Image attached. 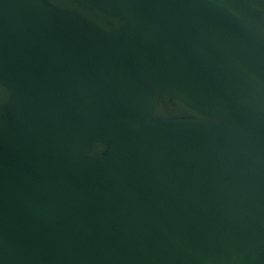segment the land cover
<instances>
[{
  "label": "water",
  "instance_id": "obj_1",
  "mask_svg": "<svg viewBox=\"0 0 264 264\" xmlns=\"http://www.w3.org/2000/svg\"><path fill=\"white\" fill-rule=\"evenodd\" d=\"M0 264H264V0H0Z\"/></svg>",
  "mask_w": 264,
  "mask_h": 264
}]
</instances>
